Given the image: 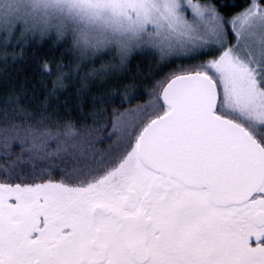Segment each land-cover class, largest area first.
Wrapping results in <instances>:
<instances>
[{"label":"snow or ice","instance_id":"snow-or-ice-1","mask_svg":"<svg viewBox=\"0 0 264 264\" xmlns=\"http://www.w3.org/2000/svg\"><path fill=\"white\" fill-rule=\"evenodd\" d=\"M113 8L157 71L118 104L49 62L42 101L6 93L0 264H264V0Z\"/></svg>","mask_w":264,"mask_h":264},{"label":"trees","instance_id":"trees-1","mask_svg":"<svg viewBox=\"0 0 264 264\" xmlns=\"http://www.w3.org/2000/svg\"><path fill=\"white\" fill-rule=\"evenodd\" d=\"M236 2L243 4L246 0H236ZM110 59L111 53H105L94 58L87 64V68L81 71L76 67L77 61L67 42H56L52 39L20 40L16 37L6 42L0 37V103L13 87L19 92L21 85L29 92L35 89L39 100L42 101L46 90L40 83L42 69L38 65L45 62H49L53 69L60 65L65 70V87L59 90L58 95L60 100L67 98L73 105L81 87L79 83L81 76H85L87 72L102 64L106 65L105 84L96 79L92 82L88 81L89 87L97 93H113L117 104L125 85L133 86L129 88L131 93L142 92L149 86L152 74L157 71L154 60L140 55L139 52L133 53L123 67L107 66ZM53 78L46 81L48 89L51 88ZM137 102H143V98L133 103ZM51 110L49 108V111Z\"/></svg>","mask_w":264,"mask_h":264},{"label":"clouds","instance_id":"clouds-1","mask_svg":"<svg viewBox=\"0 0 264 264\" xmlns=\"http://www.w3.org/2000/svg\"><path fill=\"white\" fill-rule=\"evenodd\" d=\"M77 0H0V37L67 42L77 62L88 64L111 53L107 66L123 67L133 54L132 39L102 37L85 30L83 17L71 9ZM64 5H67L65 8ZM11 21V23H9ZM106 65L93 68L86 76L102 74Z\"/></svg>","mask_w":264,"mask_h":264},{"label":"rangeland","instance_id":"rangeland-1","mask_svg":"<svg viewBox=\"0 0 264 264\" xmlns=\"http://www.w3.org/2000/svg\"><path fill=\"white\" fill-rule=\"evenodd\" d=\"M118 0H77L71 9L74 14L83 17L82 26L86 31L102 37H115L113 28L118 23V16L113 8ZM66 8L67 5H64ZM138 52L134 51L133 53ZM73 54V53H72ZM106 68L102 74L88 76L87 80L92 82L99 79L105 84Z\"/></svg>","mask_w":264,"mask_h":264}]
</instances>
